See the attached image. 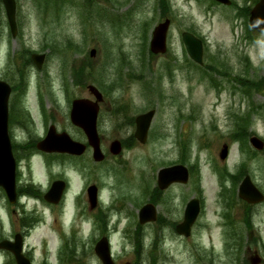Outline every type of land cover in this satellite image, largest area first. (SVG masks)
Returning a JSON list of instances; mask_svg holds the SVG:
<instances>
[{
    "label": "rangeland",
    "instance_id": "1",
    "mask_svg": "<svg viewBox=\"0 0 264 264\" xmlns=\"http://www.w3.org/2000/svg\"><path fill=\"white\" fill-rule=\"evenodd\" d=\"M54 1L17 0L19 32L16 37L10 33L5 9L0 4V78L4 79L21 67L23 50L46 55V65L40 71L34 63L27 61L24 64L28 89L24 96L17 95L14 113L16 117L30 119L32 130L13 122L19 148L43 134L40 94L45 111L55 116H50L51 123L59 131L65 130L81 141L83 134L70 121L69 98L94 100L87 89L89 84L105 96L100 104L102 115L114 104L122 103L128 106L126 111L131 119L151 109L156 111L146 145L132 144L122 157H109L103 165L87 156L80 160L60 158L64 160L55 162L60 167L59 171L55 170V177L64 176L61 177L64 179L66 175L71 181L67 200L59 210L64 206L70 211L79 209L89 218L83 225L87 237H80L76 251L70 246L62 261L60 248L63 241L55 240V264H102L94 248L104 234L110 235L116 264H251L256 255L262 258L259 264H264V204L247 210L236 204L230 210L226 207L230 183H226L227 192L222 195L219 182L222 178L219 169L227 168L237 174L244 166L245 174L251 176L264 192V150H256L250 142L255 136L264 141V33L247 32L249 22L236 17L235 7L221 6L209 0H167L165 4L164 0H99L94 6L92 4V14L101 10L119 16V19L122 16V23L117 25L110 23V18H95V14L91 19H84V8L79 3ZM232 1L238 6L246 3L245 0ZM165 18L172 20L168 50L165 54L153 55L150 52L152 32ZM184 31L203 41L204 64L198 65L201 69L186 52L181 38ZM92 48L97 50L94 57L90 56ZM243 55L249 57L247 65L241 60ZM82 62L86 63L87 69L91 66L98 73L86 84L82 83L83 86H77L73 83L72 68ZM246 67L249 72L243 78L261 80V87L240 84L237 74ZM101 70L105 81L99 75ZM217 70L224 74L219 75ZM210 77L216 83L217 80L222 82L220 90L212 81L210 83ZM145 83L148 87H144ZM237 87L253 96L243 94ZM119 121L120 118L114 120L110 114L101 120L100 135L107 150L114 139L134 132L133 127L119 128ZM239 124H244L247 129L246 136L239 138L245 144L232 137L235 132L242 136ZM249 132L254 134L249 135ZM182 141L189 145L185 152L181 151ZM224 145L229 149L226 161L222 162L219 153ZM17 156L22 157L23 153H17ZM31 156L23 158L21 163L24 180L36 181L44 189L53 171L44 168L39 157H34L33 171L25 170ZM180 159L184 162L180 163ZM176 163L192 166L203 173L204 215L186 240L168 225L169 221L176 224L181 220L187 202L195 196L196 177L191 184L173 187L169 193L159 195L153 204L160 203L156 208L165 229L159 231L161 225L156 223L152 234L154 230L146 226L142 256H137L134 249L137 210L133 203L139 205L140 200L146 204L153 193L158 171ZM87 183L102 185L103 207L115 202L120 194L133 202L126 200L123 215L108 212L104 217L98 210H89L84 189ZM120 183L124 187L118 186ZM147 187L150 192L145 196ZM31 198L36 199L33 196L23 198V206L25 211L37 213L38 204ZM163 201L169 204L168 208ZM21 208L10 206L0 190V241L20 233ZM221 211L225 214L220 216ZM250 216L252 227L248 225ZM96 219L100 220L98 224ZM42 234L50 236L46 226L35 233L33 241H38ZM158 234L161 236L154 238ZM0 264L14 262L0 252Z\"/></svg>",
    "mask_w": 264,
    "mask_h": 264
},
{
    "label": "water",
    "instance_id": "2",
    "mask_svg": "<svg viewBox=\"0 0 264 264\" xmlns=\"http://www.w3.org/2000/svg\"><path fill=\"white\" fill-rule=\"evenodd\" d=\"M6 8L7 17L15 35L16 26V2L15 0H2ZM220 3L229 5L230 0H216ZM251 26L259 31L264 30V0L255 6L251 12ZM170 21L159 24L154 32L151 41V51L155 54L165 53L167 46V32L169 29ZM183 39L187 46V50L193 60L202 64L203 57V45L202 42L194 37L190 33H184ZM92 55L95 54V50H92ZM37 64L40 66L43 57L34 56ZM92 92L100 99V93L93 87L90 88ZM11 93L10 86L0 81V186H2L6 193L8 194L11 201L15 200V159L12 154L11 142L8 136V113H7V101ZM98 113L97 103H93L89 100H77L73 104L72 120L77 125L81 126L88 136L89 143L95 148V159L101 160L103 156L100 154L99 150V137L96 130V119ZM153 112L138 118V128L136 136L142 142H145L147 137V132L150 126L151 118ZM253 145L258 148H263V142L257 138L252 139ZM38 147L47 152H59V153H70L80 155L85 151L86 146L73 141L67 133L55 134V139L52 133H50L46 140L41 142ZM113 151L117 153L118 146L115 145ZM223 157L227 154V149L223 151ZM165 177V178H164ZM159 183L161 188L167 187L171 182H183L186 183L188 180V171L183 166H175L172 168H166L160 172ZM55 187L50 190L47 195V199L52 201V196L55 195V203H57L63 193L64 183L57 182ZM96 188L92 187L89 189V196L92 207L96 206L97 193ZM240 197L247 200L250 203H257L264 200V195L252 184L249 177H247L240 187ZM199 213L198 201L195 200L191 202L186 211V219L184 224L179 226L178 231L189 235L190 227L195 222ZM156 220V213L152 205L145 206L141 211V223L146 221ZM1 248L8 249L12 251L19 264H27L21 255V244L2 242L0 244ZM96 252L98 256L102 259L104 264H113L111 260L109 244L106 238H103L96 246Z\"/></svg>",
    "mask_w": 264,
    "mask_h": 264
},
{
    "label": "trees",
    "instance_id": "3",
    "mask_svg": "<svg viewBox=\"0 0 264 264\" xmlns=\"http://www.w3.org/2000/svg\"><path fill=\"white\" fill-rule=\"evenodd\" d=\"M164 4H165V2H164ZM243 11L245 12V14L247 13V10L243 9ZM90 69H91V67H90ZM74 70H73L74 73H75L74 74V80H75L76 83H78V84L81 83L82 79H83V76H86L87 80H88L89 75L85 74V72H84L85 67H81V68L80 67L79 68L75 67ZM10 79L12 81L15 94H20L21 92H23V85H24V81H25L24 73L22 71H20L18 73V75L14 76V77H11Z\"/></svg>",
    "mask_w": 264,
    "mask_h": 264
},
{
    "label": "flooded vegetation",
    "instance_id": "4",
    "mask_svg": "<svg viewBox=\"0 0 264 264\" xmlns=\"http://www.w3.org/2000/svg\"><path fill=\"white\" fill-rule=\"evenodd\" d=\"M72 2H79L80 4H82V6L83 7H89L90 6V4L93 2V1H96V0H71ZM109 1H111V0H109ZM120 142H121V144L123 145V146H127V145H129V144H131V142L132 141H137L136 139H135V137H134V134H132V135H126L125 137H121L120 139ZM136 144L137 145H139L137 142H136ZM88 152V151H87ZM53 155H55V154H53ZM65 157H68L67 155H64ZM84 156H89V155H87V154H84V155H82L79 159H85L86 157H84ZM109 157H112L113 159H115V156H109ZM108 157V154L106 153V158H109ZM177 185V184H176ZM55 206V205H54Z\"/></svg>",
    "mask_w": 264,
    "mask_h": 264
}]
</instances>
